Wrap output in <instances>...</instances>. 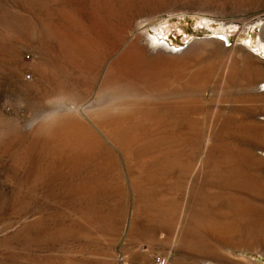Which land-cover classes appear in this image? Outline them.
Segmentation results:
<instances>
[{
    "label": "bare ground",
    "instance_id": "bare-ground-1",
    "mask_svg": "<svg viewBox=\"0 0 264 264\" xmlns=\"http://www.w3.org/2000/svg\"><path fill=\"white\" fill-rule=\"evenodd\" d=\"M114 1L100 0V7L105 11ZM81 23L71 19L72 28L55 27L45 34L58 45V53L45 52L63 83L44 94L55 107L20 139L34 144L15 154L16 165L30 177L78 178L65 183L68 194L89 202L113 191L105 176L119 162L137 169L134 184L142 202L147 197L151 202L152 190L166 177L194 175L199 188L188 183L193 203L182 208L187 214L177 253L188 264H204L209 252L233 264H252L232 250L264 244V157L255 153L264 132L253 112L237 103L264 99V91L255 93L264 83V62L243 49L238 58L215 40L195 42L184 52L158 46L149 52L135 29L114 30L104 22L98 39L96 24L86 33ZM77 62L96 65L77 71ZM36 71L44 73L40 66ZM75 77L92 100L78 99L81 83L72 85ZM12 132L17 138L16 126ZM83 174L91 178L79 181ZM163 217L177 223L169 209Z\"/></svg>",
    "mask_w": 264,
    "mask_h": 264
},
{
    "label": "rangeland",
    "instance_id": "rangeland-1",
    "mask_svg": "<svg viewBox=\"0 0 264 264\" xmlns=\"http://www.w3.org/2000/svg\"><path fill=\"white\" fill-rule=\"evenodd\" d=\"M70 17L82 22L86 33L96 24L98 35H93L98 39L102 35L98 27L102 30L104 22L114 30L135 29L149 52L158 47L184 52L195 42L215 40L225 50L233 49L236 57L243 49L264 62V0H115L105 11L100 0H0V264H152L155 253L168 264H188L177 253V236L187 214L182 208L193 203L188 185L199 188L194 175L166 177L152 190L151 202L148 197L142 202L134 184L137 169L128 170L122 162L121 169L119 162V168L105 176L113 191L90 204L68 194L70 186L65 183H77L78 178L30 177L16 165L15 154L34 144L20 139L29 137L55 107L45 95L51 93V86L63 83L54 71L53 57L46 53L47 49L58 53V45L45 34L57 27L72 28ZM39 66L43 74L37 73ZM92 68L78 63L77 71ZM79 78H71V84L81 83L77 97L84 103L93 94ZM257 91H264V83ZM237 105L251 110L264 132V99ZM15 126L17 138L12 134ZM263 147L261 143L255 151L260 157ZM85 175L79 181H88ZM166 209L173 212L176 224L165 221ZM259 245L232 253L252 264H264V244ZM211 253L204 264H233Z\"/></svg>",
    "mask_w": 264,
    "mask_h": 264
},
{
    "label": "built area",
    "instance_id": "built-area-1",
    "mask_svg": "<svg viewBox=\"0 0 264 264\" xmlns=\"http://www.w3.org/2000/svg\"><path fill=\"white\" fill-rule=\"evenodd\" d=\"M152 264H167V260L166 258L155 253L152 256Z\"/></svg>",
    "mask_w": 264,
    "mask_h": 264
},
{
    "label": "snow or ice",
    "instance_id": "snow-or-ice-1",
    "mask_svg": "<svg viewBox=\"0 0 264 264\" xmlns=\"http://www.w3.org/2000/svg\"><path fill=\"white\" fill-rule=\"evenodd\" d=\"M221 39H223V38H221Z\"/></svg>",
    "mask_w": 264,
    "mask_h": 264
}]
</instances>
